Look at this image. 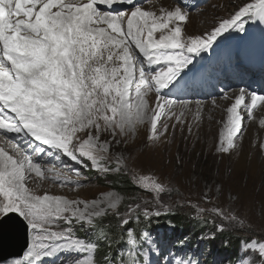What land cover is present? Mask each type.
Wrapping results in <instances>:
<instances>
[{"label": "snow or ice", "instance_id": "1", "mask_svg": "<svg viewBox=\"0 0 264 264\" xmlns=\"http://www.w3.org/2000/svg\"><path fill=\"white\" fill-rule=\"evenodd\" d=\"M98 4L108 10L101 11ZM114 4L131 6L130 13L113 11ZM237 9L210 32L185 36L188 14L181 7L145 10L136 0H0V134L6 140V145L0 144V223L19 219L30 235L24 261L16 264H43L44 258L61 252L82 254L72 264H97L96 243L76 238L74 225L95 228L94 220L107 215L125 228L132 248L115 259L105 257L106 264H153L139 255L131 227L141 215H161L160 210H150L149 202L144 207L129 204L121 213L119 198L111 194L106 200L86 203L37 195L28 184L34 174L61 187L81 186L62 178L54 167L42 168L45 157L77 164L87 160L105 174L127 173L122 157L115 168L107 166L112 143H121L146 122L148 139L161 141L169 129L166 121L175 117L182 122L183 111L177 116L176 107L191 103L170 97L183 89L181 81L193 72L194 56L209 52L225 33L244 32L250 21L264 23V0H244ZM152 92L154 106L148 100ZM222 95L228 98L227 93ZM257 109H264V94L240 89L227 109L218 152L238 150ZM102 134L111 140L102 142ZM261 149L264 153V145ZM69 170L80 174L79 169ZM133 175L139 186L156 194L159 205L164 185L150 176ZM147 242L154 243L150 238ZM245 250L250 255L242 256L239 264L264 262V242L253 239ZM169 264L193 261L174 258Z\"/></svg>", "mask_w": 264, "mask_h": 264}, {"label": "rangeland", "instance_id": "2", "mask_svg": "<svg viewBox=\"0 0 264 264\" xmlns=\"http://www.w3.org/2000/svg\"><path fill=\"white\" fill-rule=\"evenodd\" d=\"M167 1L181 7L188 14V20L183 25L185 36H197L210 32L222 19L228 18L234 11L238 10L237 6L244 2V0H208L205 4L191 9L187 4H182L186 0ZM251 28L250 21L246 25V30L240 33L247 34L251 31ZM253 42L255 44V41ZM232 77L234 79L238 78L235 75ZM242 83L245 86L248 85L246 81ZM257 85V89L264 88L262 81H258ZM228 95L231 97V94ZM155 97V92L149 94L150 105H153ZM216 99L219 100L216 101ZM216 99L202 101L204 104L200 105L203 107V112L208 107L213 109L209 113L214 111L220 113L221 110H225L224 107H220L223 105L222 102H226L224 96L221 95ZM214 100L215 103L210 104L209 101ZM194 104L197 103L191 102L186 108L178 105L175 109L177 116L183 111L184 117L186 111L194 107ZM196 111H198V108ZM209 113L206 115L208 124L205 125H203V121L193 120L190 117L184 120L182 117V122L177 123L176 118L173 117L171 120L166 121L169 124L167 134L161 141L156 143L148 139L150 134L149 123L137 125L135 132L124 137L121 143L115 144L113 142L108 153L107 166L109 168H115L117 158L122 157L124 158L123 166L127 167L129 171L127 173L124 171H109L106 174H121L129 177L132 183L142 190L139 192V198H136L133 203H140L144 207V202H149L147 206L150 210L161 211L159 217L167 215L171 210L190 209L197 214L210 215L214 218V221L221 224L220 227L226 230H231L246 238H258L264 241V182H261L264 176V153L261 149L262 144L258 141L261 145L254 144L250 147L251 140L246 136H248L252 126L248 121L238 150L229 153L218 152L217 147L223 132L221 129L226 121H223V123L217 122ZM225 120H227V114ZM201 125L202 127H200ZM254 126L257 129V126ZM80 135L83 136V133ZM0 139L6 142L5 139ZM105 139L111 140V137L102 134L101 141L103 142ZM242 157H245V159L253 157L255 163L262 166L261 177L255 171L244 169L241 162ZM62 165L65 166L62 167ZM42 167L45 169L54 167V171L59 172L62 178L66 177L70 181H79L81 186L77 187L74 184L66 183L61 187L59 182L39 178L29 184V187L37 195L48 193L50 195H61L70 200L91 203L94 200H106L111 194L112 197L119 198L118 210L122 209L120 206L123 203V197L113 189L112 182L106 178L105 173H102L104 174L102 177L97 174L90 177L84 174L83 168L76 165L74 161H69L63 157L58 164H42ZM69 168L79 169L80 174L76 175ZM133 173L137 176H150L164 185L166 191L160 193L159 205L156 203V194L139 186ZM49 174L46 173V175ZM216 209H219V212L215 211ZM108 216L112 215L95 220L105 219ZM9 223L5 225L8 226ZM145 238L147 246L152 250H145L137 246L139 254L146 255L153 264L154 262L155 264H169L173 260L169 248L167 249L168 255H162L157 246L158 242L149 234ZM149 238L154 242L152 245L147 242ZM129 248L131 249L132 246L129 245ZM9 250L2 248L1 255ZM210 262L211 254L208 250H205L203 263L208 264ZM219 263L218 261L216 264Z\"/></svg>", "mask_w": 264, "mask_h": 264}, {"label": "trees", "instance_id": "3", "mask_svg": "<svg viewBox=\"0 0 264 264\" xmlns=\"http://www.w3.org/2000/svg\"><path fill=\"white\" fill-rule=\"evenodd\" d=\"M106 175V178L112 182L113 189L120 193L123 197V203L120 206V208H122L120 212L123 213L126 211L129 204H134L133 201L136 198H139V192L142 190L132 183L131 179L127 176L121 174ZM90 176L92 177V175ZM196 214L197 213L190 209H176L171 210L167 215L160 217L151 215L152 218H144L141 215L139 221H134V219L131 221V227L140 233L143 229V226L146 227V225H150L152 228L175 226L177 231L181 230L180 233L187 234L191 239L195 240L199 233L203 232L202 229L208 225V227L211 229V235L215 236L209 239H204V247H206V249L211 248V254H213L215 259L221 260L223 257L229 256L236 257L235 254L238 248L239 240L243 239L245 236L238 235V233H234L233 231L226 229L217 233V227L221 224H219L217 221H213L214 218L210 215L203 213ZM94 223L97 228L104 231L105 236L108 237L109 235L112 240H108V242L102 247V257L105 258L112 250L113 244L116 245V240H121L122 236L125 234V228L119 226V221L114 216H108L107 218L98 221L95 220ZM211 223L213 225H211ZM157 239L158 237H156V241ZM216 250L217 252H215ZM208 264H212V262Z\"/></svg>", "mask_w": 264, "mask_h": 264}, {"label": "bare ground", "instance_id": "4", "mask_svg": "<svg viewBox=\"0 0 264 264\" xmlns=\"http://www.w3.org/2000/svg\"><path fill=\"white\" fill-rule=\"evenodd\" d=\"M115 5H118V4H115ZM148 5H150V6H148ZM97 7L100 10L107 9V7L105 5L98 4ZM141 7L144 8L145 10L159 11L160 8H167V9L171 10V9H174L175 7H177V5H174L173 3H171V2H169L167 0H152L149 3H146V4L142 5ZM116 10H120V9H115V11ZM247 54L250 57L252 53L251 52H248ZM258 59H259V55L257 53L255 54V56L251 57V60H253V61H257ZM258 64H259V62H258ZM191 79L193 81H195L196 83H198V84L204 82V67H203V64L202 63L198 67L197 73ZM185 83L186 82L184 80L181 81V85H183ZM238 93H239V90L227 92V95L228 94H231V97L228 95V98L226 99V102H222L223 105L220 106V107H224L225 110H221L220 113H216V111H214L215 114H214V112H210L209 113L210 110H213L211 107L205 108V111L203 112V109H202L203 107H201L200 104H204V103H202V102H192V103H197V104H194L193 105L194 107H191V108L188 107L189 110L186 111V113L184 114L183 120L186 119L187 117H190L193 120H200L201 122L203 121V125H205V124H208L207 123V116L206 115L209 113L211 115V117L215 118V121L222 122L223 123V121L224 122L226 121L225 120V116L227 114V111L226 110L234 102L235 96ZM204 96H206V95H204ZM155 100H156V97H155ZM155 100H154L153 106L155 104ZM217 100H219V99H216V101ZM227 100H229V101H227ZM209 102H210V104L213 103V101H209ZM150 103L151 102L149 101V104ZM182 108H184V107H182ZM197 108H198V111H196ZM200 116H201V119H200ZM245 119L247 120L246 114H245ZM262 119H264V109H257L253 113V118H252V120H250L251 122L249 121L250 126H252V127L250 128V132H248V136H246L247 138H249L251 140V141L249 140L250 143H251L250 144V147H251V145L253 146L254 144L258 146V144H259L258 141H260L261 144L264 145V124H261L260 123V121ZM253 124L257 126V129H256V127ZM200 127H202V125ZM222 130H224V129L222 128L221 131ZM0 144L6 145V142L4 140L0 139ZM261 144H259V145H261ZM22 148H26V145L22 144ZM241 162H242L243 167H244L245 170H247V171H249V170L255 171L261 177L262 166L257 165L255 163V161L253 160V157L246 158V159H245V157H242ZM36 179H39V178L38 177H35V175L33 174L32 177H31V179H30V181H29V184L32 183L33 180L37 181ZM261 180H262L261 182H264V176L262 177ZM29 184H28V186H29ZM17 261H19V260H17V259H10V260H7L5 262H1L0 264H16ZM21 261L23 262L24 261V258ZM59 262H61L63 264H71L73 262V260L71 258H67V259L62 258ZM43 264H47V263L46 262H43Z\"/></svg>", "mask_w": 264, "mask_h": 264}, {"label": "water", "instance_id": "5", "mask_svg": "<svg viewBox=\"0 0 264 264\" xmlns=\"http://www.w3.org/2000/svg\"><path fill=\"white\" fill-rule=\"evenodd\" d=\"M7 223H9L8 226L5 225ZM11 230L12 232H10ZM1 244L10 248V250L4 255H1L2 251H0V260L19 257L27 248L26 230L18 219L0 223V248Z\"/></svg>", "mask_w": 264, "mask_h": 264}]
</instances>
